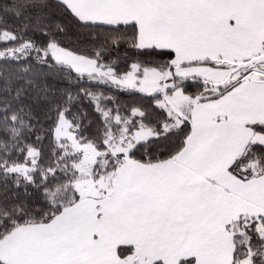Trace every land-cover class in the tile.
Instances as JSON below:
<instances>
[{
    "label": "snow or ice",
    "instance_id": "snow-or-ice-1",
    "mask_svg": "<svg viewBox=\"0 0 264 264\" xmlns=\"http://www.w3.org/2000/svg\"><path fill=\"white\" fill-rule=\"evenodd\" d=\"M0 264H264V0H0Z\"/></svg>",
    "mask_w": 264,
    "mask_h": 264
}]
</instances>
